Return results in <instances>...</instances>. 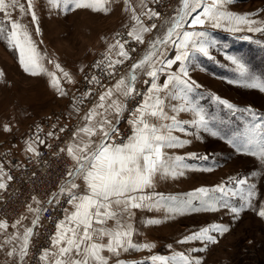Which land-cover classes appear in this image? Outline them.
Returning <instances> with one entry per match:
<instances>
[{
  "label": "rangeland",
  "instance_id": "374dc122",
  "mask_svg": "<svg viewBox=\"0 0 264 264\" xmlns=\"http://www.w3.org/2000/svg\"><path fill=\"white\" fill-rule=\"evenodd\" d=\"M180 4L181 0H129V5L138 15L149 9L159 13L158 18L151 19L140 15L145 25L156 24L157 27L144 34V43H138L127 35L132 21L124 0H110L107 5L110 11L107 14L92 12L89 9L64 13L48 7L46 0H38L40 34H36L37 25L31 24L30 16L23 17L21 23L28 26L38 51L44 57L43 66L47 72L55 73L65 95H61L51 85L47 74L32 76L26 73L19 64L18 53L10 51L6 43L0 40V72L4 74L0 77L1 161L4 158L0 168L16 162L15 158L10 162L16 133L19 129L23 130L22 127L32 117L38 118L40 114L49 116L48 111H54L58 105L62 108L67 104L66 107L72 108L73 104L70 102L73 100L78 103L80 95L86 96L84 93L87 94L88 100L91 98L89 92L79 88L80 84L87 70L95 67L98 61L104 60L105 55L109 54L110 44L116 40L127 41L125 50L130 56V59L116 66L112 74L115 75L110 87L112 88L130 71L132 63L138 62L148 52L151 43L165 35ZM225 10L237 15L254 14L251 18L257 21L258 25L264 23V0H232V3L225 6ZM9 11L13 20L21 18L18 10ZM0 18H3V13H0ZM183 30L205 31L215 41V45L209 49V56L190 52V62H186L185 66L189 71V82L200 85L189 98L203 111L209 127L218 135L212 136L203 129H197L193 125L196 119L194 113H174L178 120L184 122L185 131H176L173 135L181 140H188L189 143L181 148H166L164 152L167 156L183 158V164L187 167L184 174L175 179L157 177L153 188L146 191L187 201L189 194L195 193L201 187L211 189L223 184L234 190L237 187L234 181L243 178L248 184L256 185L254 208L241 212L238 218L223 208L216 212L192 211L185 208L182 215H169L164 208H154L151 211L147 208L134 209L130 221L134 229L133 242L148 243L155 247L151 251L122 252L119 259L124 261V264H152L149 259L152 255L170 256L174 252H180L200 258L202 264H264V219L257 215L260 204H264V165L256 158L242 154L229 142L233 138L246 137L253 125L260 126L257 131L264 129V92L243 87V78L229 59H238L251 75L264 82V34L247 30L230 32L209 24L202 28L199 26L189 28L185 24L181 31ZM172 39H176L175 35ZM160 50L165 52L168 59H174L176 55V49L171 43L168 46L161 45ZM116 51L113 50L109 55L113 60H122V57L116 55ZM49 60L52 61L51 64L48 63ZM55 64H59L70 74L73 83L67 82L62 73L55 68ZM178 71L179 62L168 70L171 73ZM166 79V74H160L156 82L162 85ZM150 86L151 78L145 71L137 69L135 87L139 95L129 98L126 102L124 117L119 125L125 128L124 140L132 134V127L128 122L131 113L142 102ZM216 98L227 101L238 111H230L219 104ZM169 103L182 105L180 100ZM76 109H81V104ZM247 109L251 111H244ZM171 114L173 113L170 112ZM5 126L10 130L5 131ZM39 129L41 131L42 127ZM17 135L20 136L21 133ZM202 157L207 159H201ZM191 203L193 207L200 206L197 200H192ZM230 203L238 207L240 201L237 198L230 200ZM148 220H157L160 223L147 224ZM213 224L224 225L229 229L223 235L211 233L217 239V243L205 245L197 240L179 243L186 236ZM108 226L111 227L112 224ZM105 241L107 243V238ZM200 247H205L206 250L191 251ZM107 257L114 260V256L109 253ZM109 264L116 262L109 261Z\"/></svg>",
  "mask_w": 264,
  "mask_h": 264
},
{
  "label": "snow or ice",
  "instance_id": "6c2138e0",
  "mask_svg": "<svg viewBox=\"0 0 264 264\" xmlns=\"http://www.w3.org/2000/svg\"><path fill=\"white\" fill-rule=\"evenodd\" d=\"M109 3L110 0H46L48 7L64 13L89 9L92 12L107 14L110 11L107 7ZM230 3L232 0H181L177 14L171 19L165 35L153 41L148 52L131 66V70L112 88L99 95V102L84 117L85 124L74 133L75 143L67 148L68 155L75 161V167L68 172L71 179L68 185L61 189L60 195L68 196L67 203L72 206L73 211L68 212L66 209L65 218L57 222L56 232L52 237V250L46 249L42 252L40 256L42 264H109V257L103 255L105 252L117 257L116 264H124V261L119 259L122 252L151 251L155 245L137 244L132 240L134 229L130 221L134 209L147 208L151 211L154 208H164L169 215H182L185 208L207 212H216L223 208L238 218L241 212L254 208L256 185L248 184L243 178L234 181L237 185L234 190L223 184L211 189L201 187L195 193L189 194L187 201L146 191L153 188L157 177L175 179L182 176L187 167L183 164V158L167 156L164 152L166 148H181L189 143L188 140H181L173 135V132L185 131L184 122L178 120L174 113L192 112L196 117L193 125L197 129H203L212 136L218 135L209 127L203 111L189 98L200 85L189 82V71L185 66L186 62H190V52L209 56V49L215 45V41L205 31H181L185 24L189 28L196 26L202 28L209 24L230 32L247 30L264 34V23L258 25V22L251 18L254 14L237 15L226 11L225 6ZM124 4L131 14L132 21L127 35L138 43H144V34L155 29L157 25H145L140 15L151 19L158 18L159 13L149 9L138 15L129 5V0H124ZM37 7L38 0H25L23 3L21 0H0V13H3V18H0V40L6 43L10 51L18 53L19 64L26 73L32 76L47 74L51 85L61 95H65L55 73L47 72L43 66L44 57L38 51L28 26L21 23L23 17L30 16V22L37 25L35 31L39 35ZM9 9L18 10L21 18L13 20ZM174 35L175 40L172 39ZM126 43L127 41L116 40L108 46V53L117 50L116 55L122 57V60H113L111 55L106 54L104 60L98 61L95 67L103 66L110 69L108 74L112 75L117 65L130 59L129 52L125 50ZM169 43L176 49L174 59L166 58L165 52L160 50L161 45L168 46ZM229 59L243 78V87L264 92V82L251 75L238 59ZM177 62L179 71L168 72ZM48 63L51 64L52 61L49 60ZM55 68L62 73L67 82L73 83L70 74L59 64H55ZM137 69L145 71L151 78V86L142 102L131 113L128 122L132 127V134L126 140L117 142V137L120 136L117 124L126 110V102L129 98L139 95L135 87ZM160 74L167 75L162 85L156 82ZM3 75L0 72V77ZM90 83L98 84L99 81L93 76ZM173 100L182 101V105L169 103ZM216 100L230 111H238L227 101L219 98ZM170 112L173 114L170 115ZM259 128V125H253L246 137L233 138L229 142L242 154L252 156L264 165V129L257 131ZM4 130L10 129L5 126ZM48 135L51 136L52 133ZM27 151L34 152L35 149L30 144ZM3 175L6 174L3 168H0V179ZM77 179L84 182L83 192L79 190L81 186L75 182ZM5 186V183L0 182V189ZM237 198L240 201L238 207L230 203V200ZM54 199L59 202L58 198ZM192 200H197L200 206L193 207ZM29 210L33 211L31 208ZM34 211L36 217L32 221V226L26 227L22 235L10 237L5 241V243L19 241L18 246L8 252V255H17L21 261L29 254L34 228L39 222L41 209ZM257 215L264 219V204H260ZM108 221H113L111 227L108 226ZM146 223L157 224L160 221L148 220ZM7 227L6 223L0 222V231H6ZM228 230L224 225L213 224L186 236L179 243L197 240L205 245L215 244L217 239L211 233L223 235ZM105 238L107 243L103 242ZM205 250V247H200L191 251ZM149 259L152 264H202L200 258L180 252H174L170 256L152 255Z\"/></svg>",
  "mask_w": 264,
  "mask_h": 264
},
{
  "label": "built area",
  "instance_id": "2783aa9c",
  "mask_svg": "<svg viewBox=\"0 0 264 264\" xmlns=\"http://www.w3.org/2000/svg\"><path fill=\"white\" fill-rule=\"evenodd\" d=\"M93 76L97 77L98 84L90 83ZM82 80L80 88L96 98L111 87L115 75H109L102 66L92 67ZM49 122L44 123L43 131L48 128ZM120 122L117 124L120 128L117 142H122L125 136V128L119 126ZM69 132H63L55 142L41 147L42 151L37 158H28L23 163L16 162L3 167L6 186L0 191V221L12 223L32 202L38 201L41 204L39 222L30 241L29 254L19 264H41L40 256L44 250H50L56 224L68 204L66 195H60V191L68 182V172L72 167V161L64 150ZM54 197L58 198V203Z\"/></svg>",
  "mask_w": 264,
  "mask_h": 264
},
{
  "label": "crops",
  "instance_id": "0c3cea01",
  "mask_svg": "<svg viewBox=\"0 0 264 264\" xmlns=\"http://www.w3.org/2000/svg\"><path fill=\"white\" fill-rule=\"evenodd\" d=\"M72 93H73V91H72ZM84 95H85V93H84ZM86 98H87V100H86ZM114 98H116V97H114ZM77 101H78V103H75L73 100L70 102L71 105L73 104L72 108L66 107L67 104L63 105L62 108H61V105H58V106H56V109L54 111H48V112H50L49 116H46L44 114H40L38 118H34L35 117L34 116V117H32L34 119L31 118V120H29L27 123H25L24 127H22L23 130H20L18 128L19 130L16 133L15 142H13V145H14L16 150H14V147H13V153L11 155L12 158H11L10 162H12V160L15 158L16 162L23 163L26 161V159H28L30 157H34L35 155H37V153L39 152L41 147H43L44 145L51 144L53 142L54 138H56L58 136V134L63 133L67 130L70 132H69L68 138L66 139V141L64 143L65 144L64 150H65L66 154L68 155V153H67L68 146L75 143L74 138H73L74 133H76L77 130L85 124L86 121L84 120V117L89 112V110L92 109L99 102V97H96V98L91 97L88 100L87 95L83 96V97L80 95L78 97ZM80 104H81V109H79V110L76 109L79 107ZM46 121H48V122L51 121V122H49L48 128L45 131H43V129H42L43 132L40 133L39 128L44 126V123ZM61 129H63V131H61ZM20 133H21L20 136L17 135ZM48 133H52V135L49 136ZM94 139H96V138H94ZM40 141H43V143H41ZM30 144L35 149L34 152L27 151V148ZM2 149H3V147H2ZM69 158L72 161V167H71V170H72L75 167V161L70 156H69ZM2 161H4V158L2 159ZM2 161L0 159V163H2ZM70 179L71 178L69 177L68 182L65 184V186L63 188H65L68 185ZM5 181H6V177H5V175H3L2 179H0V182L4 183ZM75 182L81 186L79 190L81 192H83L84 191L83 180L77 179ZM0 191H1V189H0ZM66 197L68 200L67 195H66ZM40 206H41V204L38 201L32 202L31 204H29L27 206V209L17 219L12 221V223H6L8 225L6 231H0V264H19L20 263L21 260L19 259V257L17 255H14V256L8 255V252L12 251L14 247L18 246L19 241L13 240L11 243H5V241L8 240L10 237L22 235L24 232V229L26 227H31L32 221L36 217V212L34 210L38 209V208L40 209ZM30 208L33 209V211H30L29 210ZM66 209L68 210V212L73 211L72 206L70 204H67L65 206L63 215L60 218V220H63L65 218V210ZM18 221H19V223H17ZM0 222H3V221H0ZM110 223L113 225V221H108L109 225H110ZM14 224L16 225V227H13ZM36 227H37V225H36ZM103 242L106 243L105 240ZM50 250H52V249L50 248ZM103 255L107 256V253L105 252V253H103ZM120 258H121V256H120ZM109 261L116 262L115 256H114V260L111 257L109 259ZM41 264H42V262H41Z\"/></svg>",
  "mask_w": 264,
  "mask_h": 264
},
{
  "label": "bare ground",
  "instance_id": "6f19581e",
  "mask_svg": "<svg viewBox=\"0 0 264 264\" xmlns=\"http://www.w3.org/2000/svg\"><path fill=\"white\" fill-rule=\"evenodd\" d=\"M61 134H62V133L58 134V136H57L56 138H54L53 142H55V141L57 140V138L60 137ZM41 151H42V149H40L39 152L37 153V155H36L35 157L31 158V159H35V158H37V157L39 156V154H40ZM4 183H5V182H4ZM40 262H41V261H40Z\"/></svg>",
  "mask_w": 264,
  "mask_h": 264
}]
</instances>
